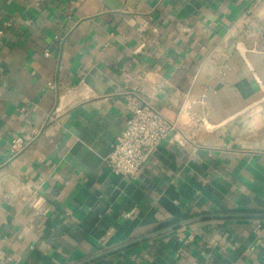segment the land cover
I'll use <instances>...</instances> for the list:
<instances>
[{
  "label": "crops",
  "instance_id": "crops-1",
  "mask_svg": "<svg viewBox=\"0 0 264 264\" xmlns=\"http://www.w3.org/2000/svg\"><path fill=\"white\" fill-rule=\"evenodd\" d=\"M106 1L0 0V264H264V218L211 217L264 213V0ZM131 95L178 125L136 180Z\"/></svg>",
  "mask_w": 264,
  "mask_h": 264
},
{
  "label": "built area",
  "instance_id": "built-area-1",
  "mask_svg": "<svg viewBox=\"0 0 264 264\" xmlns=\"http://www.w3.org/2000/svg\"><path fill=\"white\" fill-rule=\"evenodd\" d=\"M2 35L3 31H0ZM51 87L54 88L53 85ZM127 109L129 117L126 127L112 144L107 162L114 173L136 180L147 158L171 133L178 130V125L143 96H129ZM25 145L26 140L22 137L11 140V150L15 154L22 151Z\"/></svg>",
  "mask_w": 264,
  "mask_h": 264
},
{
  "label": "water",
  "instance_id": "water-1",
  "mask_svg": "<svg viewBox=\"0 0 264 264\" xmlns=\"http://www.w3.org/2000/svg\"><path fill=\"white\" fill-rule=\"evenodd\" d=\"M107 6H109V8H111L112 10H119L123 7L124 2L120 1V0H107L106 1ZM134 9H138L139 6L138 5H133ZM98 79V80H97ZM84 82L86 84H88L91 88H93L95 90V92L99 95L104 94L108 88H115L116 85L113 82V80L111 78H109L106 74L102 73L101 71H99L97 68H93L88 74L87 76L84 78ZM211 217H231V218H241V217H245V218H264V213H234V214H215V215H211ZM189 221L188 220H182L180 222H178L177 224H175L173 226L174 227H178L181 226L185 223H187ZM140 240H134L128 244L119 246L117 248H114L112 250H109L107 252H104L102 254H100V256H104L107 255L111 252L123 249L124 247L137 243Z\"/></svg>",
  "mask_w": 264,
  "mask_h": 264
}]
</instances>
